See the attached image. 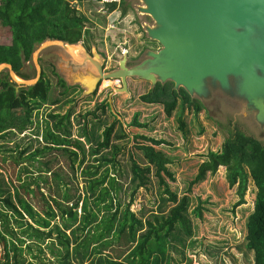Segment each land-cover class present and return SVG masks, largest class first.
I'll return each instance as SVG.
<instances>
[{"label": "trees", "instance_id": "trees-1", "mask_svg": "<svg viewBox=\"0 0 264 264\" xmlns=\"http://www.w3.org/2000/svg\"><path fill=\"white\" fill-rule=\"evenodd\" d=\"M93 1L96 0H0V14L6 18L12 35L10 44H0V64L11 63L19 76L33 77L35 71L28 74L22 70L26 62L33 60V52L42 42L61 39L77 43L84 35H93L85 29L89 19L76 9L75 4ZM106 4L109 10L117 5L116 2ZM123 13H126V7ZM43 80L38 81L43 84L42 100L36 97L40 95L38 91H29L31 93L28 94L38 98L39 106L47 102L55 104L58 98L51 91L49 82L44 84ZM23 90H16V83L11 80L8 70L0 73V134L16 129L23 131L32 123L34 102L31 104L30 99L19 94ZM140 98L145 103L161 105L168 117L177 113L179 128L184 134L188 132L185 112L190 111L197 117L202 111L200 99L190 95L184 87L176 89L171 80L164 83L158 81ZM19 107L21 111L18 113L16 110ZM100 110L105 111L104 103H98L86 114H81L77 122L80 124L82 118L83 122L89 117L98 118ZM72 114L73 109L65 115L49 113L53 124L50 126L46 121L43 132L45 144L42 146L18 142L13 148L0 143V150L7 153L2 157L4 162H8L11 156L12 163H25L16 175V181L0 172V202L6 203L24 219L21 237L31 241L29 250H32L31 243L46 241L54 259L49 264H176L170 248H176L173 241L181 239L179 232L182 230L178 225L192 236L188 219L192 195L180 194L172 188V182L176 181V174L170 168L172 159L163 149L157 148L169 143L164 138L141 133L136 135L143 140L137 143L142 156L141 160L131 158L132 191L129 202L123 206L121 199L116 200L111 195V191L119 186L115 175L120 179V175L116 174V153L101 154L102 150L110 148L116 121L105 125L100 138L92 143L88 123L80 128L77 138H72ZM131 124L139 128L148 127L140 120V112L134 113ZM11 133L15 134L14 131ZM10 140L11 137L6 142ZM89 142L92 144L88 150L86 144ZM55 150L68 153L72 159V171L60 165V158L55 152L45 158L48 151ZM87 152L99 154L94 161L101 162L100 168L107 166L104 172L100 173L99 166L92 162L86 165L82 175H77L73 162L79 160L81 154L78 165L82 166ZM245 153L251 156L249 161L244 160ZM110 165L113 167L110 168ZM220 166L226 167L229 184H237V204L245 202L250 181L256 187L254 207L246 221L245 246L253 252L254 264H264V145L256 139L242 145L236 134L228 136L219 150L208 151L190 181V190ZM80 177L85 182L83 188L80 187ZM106 181L107 187L103 186ZM154 182L159 188L157 210L149 217L139 216L131 205L138 190L150 188ZM24 194L38 196L40 208ZM78 210H81L80 215ZM191 212L202 217V204H197ZM57 218L61 224L56 222ZM0 242L4 249V260L0 264H36V261L43 260L40 254L34 252L31 253L33 261H28L22 252L17 253L1 228ZM107 248L112 249L114 255L106 254ZM38 250L43 252L41 247Z\"/></svg>", "mask_w": 264, "mask_h": 264}, {"label": "rangeland", "instance_id": "rangeland-1", "mask_svg": "<svg viewBox=\"0 0 264 264\" xmlns=\"http://www.w3.org/2000/svg\"><path fill=\"white\" fill-rule=\"evenodd\" d=\"M119 1L116 0L114 2L119 3ZM126 1L128 2L126 13H122V5L114 13L108 10L106 3L113 2L102 3L101 0H96L92 3L75 2L76 9L80 13L85 14L89 19V24H86V27H91L92 31L96 33L97 38H104V40H95L91 44L90 50L93 56L96 55L100 59V63L102 61L105 62L104 58H106L108 70L106 74L119 70L122 59H128L129 64L127 65L129 68L139 66L144 62L148 63L154 59L152 50L148 49L141 52L138 45L142 38L141 35L144 32L148 35L147 26L154 25L155 19L149 13L140 11V8L145 6L143 0ZM120 13H122L121 16ZM135 17H138L139 21L144 23L143 29L139 28L137 24H131V19ZM105 26H107V30L104 28ZM11 40V28L6 18L0 14V44H10ZM78 44L84 47L83 41L78 42ZM151 44L155 47L158 45L154 40ZM163 47L164 45H161V49ZM67 51L62 45H52L43 49L39 54L40 65L42 66L41 60H52L56 65H59L57 66L58 71L62 70L67 80L72 83H81L77 80V75L79 74L86 72L97 73L96 66L92 61L79 63L71 58ZM102 51L105 53L104 56L101 54L103 53ZM88 53V50H82L78 58L84 60V57ZM4 70L9 71L7 68ZM22 71L28 74L35 71L33 77L23 78L20 76L23 79L34 78L37 73L34 61L30 60L26 62ZM46 77L51 81L50 87L54 88L55 79L50 71H47ZM40 79L43 78L40 77ZM146 80V78L136 75L127 77L129 83L128 89L124 87V84L119 89L114 88L118 92L117 95H113V92H111L112 86L106 87L108 83L112 84V80H105L101 83L98 90L100 94H94L93 91L89 93L86 85H83L84 96H78L77 104L75 103L76 107H73L75 106L73 104V106L68 108L70 102L66 100V103H63L59 107L50 108L46 106L44 110H41L42 105L39 106L37 103L39 101L37 99L42 100L40 96L44 94L41 90V85L43 87V84L37 82L31 85H20L19 90L20 88H24L25 90L19 92V94L24 98L30 99L31 104L34 102L32 105L34 106L32 123L23 131L17 129L11 130L15 134H12L11 131L1 133L0 143H4V145L8 144L13 148L16 147L18 142L22 144L24 142H31L34 147L44 145L43 132L46 121H48L50 126L53 124L49 116V113L52 112L65 115L67 110L73 109L71 117L73 120L72 138H77L80 128L88 123L92 143L97 142L100 138L105 125L116 121L114 134L110 141V148L102 150L101 154L116 153V174L120 175V179L115 175L119 186L117 185V189L111 191V195L116 200L121 199L124 206L129 202L132 191L130 188L131 158L134 157L137 160H141L142 156L141 151L137 148V143L143 140L137 138L136 135L141 133L156 138H164L169 144H162L157 148L163 149L172 159L170 168L176 174V181L172 182V188L180 194L190 193L192 195L191 208L188 214V219L191 222L192 236L187 235L183 228L178 225L180 230H182L179 232L181 239H175L173 244L176 245V248H170V253L176 264H254L253 252L245 246L246 221L248 215L253 210L256 198L254 183L252 181L249 182L245 194V202L237 204L239 200V195L236 192L237 184L234 186L229 184L226 176V167L220 166L215 173H208L205 180L193 185L190 190V181L193 179L199 164L205 159L208 151L219 150L228 136L236 134L242 145L247 144L253 139L259 140L264 145V123H261L256 118L257 110H250L249 108L252 106L248 105V101L238 99L233 93L241 92V79L230 75L229 88L223 87L219 82L213 83L211 80H208V84L204 82L205 87L206 85L208 87L207 90L201 93H194V97L200 99L202 111L197 117L190 111L185 112V119L188 122V132L186 134L179 128L177 113L168 117L161 105L149 104L141 100V94L148 92L150 87L154 85L152 80L151 83H148ZM161 80L158 78L157 82H162ZM44 82L46 83L47 81L43 80ZM91 89L93 90L94 86ZM29 91H38L40 95L36 96L38 97L36 98L33 94H28ZM80 92H78V95H80ZM108 95L109 101L113 104L111 110L105 108V111L100 110L98 112V118L89 117L86 120L87 122H83L84 118H82L80 124L77 122L81 114H86L87 110L95 107L96 102ZM263 98V96L256 94L258 102L264 101ZM254 105L256 104L254 103ZM17 109L16 111L19 113L21 108ZM136 112H140V120L147 123L148 127L139 128L131 124L132 117ZM10 137L11 140L6 142ZM22 138L24 140H21ZM81 139L84 141L85 137H81ZM92 143L86 144L88 150ZM54 152L60 158V165L65 170L72 171V159L67 152L63 153L58 150L48 151L45 158ZM6 154L0 150V164H2L0 172L5 177L16 181V175L22 170L25 163H12L11 156L8 157V162H4L2 157ZM95 157H99V154L92 155L90 152H87L85 163L79 166L80 154L79 160L73 162L75 163L74 168L77 175H82V171L86 169V165L92 162H95L96 166H99L100 173L104 172L107 166L100 168L101 162L94 161ZM250 159L251 156L245 153L244 160L249 161ZM112 167L110 165V168ZM23 175L25 174L23 173ZM84 184V180L80 177V187L83 188ZM106 185H108V181L103 184V186ZM24 196L29 200L32 199L36 207L40 208L41 201L38 196L35 197L31 194L30 196L24 194ZM158 197L159 188L154 182L150 184V188L142 187L138 190L131 208L139 216L149 217L153 211L157 210ZM197 204H202V217H197L191 212ZM78 213L80 215L81 210H78ZM24 216L27 218L26 215ZM79 221L81 220L79 219ZM56 222L61 224L59 218L56 219ZM24 227L22 216L11 209L6 203L0 202V228L3 234L6 235L10 246L16 248L15 251L17 253L22 252L28 261L34 260V257L31 255L34 252L42 256L44 264L52 262L54 260L53 254L49 250L46 241L31 243L32 250H29V242L31 241L29 239L25 241L21 237ZM38 247H41L43 252H40ZM107 249L105 251L106 254L112 253L114 255L112 249ZM3 254V244L0 242V263L4 260ZM43 260L36 261L35 263L43 264Z\"/></svg>", "mask_w": 264, "mask_h": 264}, {"label": "water", "instance_id": "water-1", "mask_svg": "<svg viewBox=\"0 0 264 264\" xmlns=\"http://www.w3.org/2000/svg\"><path fill=\"white\" fill-rule=\"evenodd\" d=\"M143 1L145 6L140 11L155 19L154 25L147 26L148 36L164 47L152 50L154 59L136 67L129 68L126 59H122L121 68L105 76L122 77L126 89L129 76L144 77L154 84L158 78L162 82L171 80L176 89L184 87L195 96L194 93L207 90L204 82L208 84V80L229 88V76L234 75L241 79V92H233L234 95L248 101L252 106L249 109L257 110L256 118L264 123V101L256 100V94L264 97V0ZM68 44L71 43L61 39H47L38 45L33 52L37 73L32 79H16L17 74L8 62L0 64V73L5 68L9 69L17 91L20 85L35 84L42 72L40 52L52 45H62L67 49ZM174 53L185 60L179 64L183 69L176 70L179 79L176 74L160 75L156 71L161 66L170 67L175 60ZM77 80L86 85L89 93L93 91L91 81Z\"/></svg>", "mask_w": 264, "mask_h": 264}, {"label": "flooded vegetation", "instance_id": "flooded-vegetation-1", "mask_svg": "<svg viewBox=\"0 0 264 264\" xmlns=\"http://www.w3.org/2000/svg\"><path fill=\"white\" fill-rule=\"evenodd\" d=\"M123 0H120L119 1V3H117V5L115 6V8H113L112 10H110V11H113V13L118 9V7H120L121 5H122V7H123V9L121 8V11H122V13H123V10H124V7H127V5H128V2L126 1V0H124V2H122ZM109 10V9H108ZM112 13V14H113ZM122 13H120V16H121V14ZM111 14V15H112ZM118 22V21H117ZM131 24L132 25H135V24H137L138 26H139V28H142L143 29V26H144V23H141V21H139V19H138V17L136 18H132L131 19ZM107 25H108V22H107ZM87 28V30L89 29L90 31H91V33L93 34V35H91V34H86V35H84L83 36V38L80 40V41H83V43H84V47L83 46H81L82 47V49L79 51V54H81L82 53V50H84V51H89V53L88 54H86V56L84 57V60H80L78 57H75V56H73L70 52H68V54H69V56L71 57V58H73L75 61H77V62H79V63H81V62H88L89 60L90 61H92L93 63H94V65L96 66V70H97V73L96 74H94V73H92V72H86V73H82V74H79V75H77V77L78 78H81V79H83V80H87V81H91L90 79L91 78H95L96 79V81H95V84H94V89H93V93L94 94H100V93H98V90L100 89V86H101V83L103 82V81H105V80H112L113 82H112V84L111 83H108L107 84V86L106 87H110V86H112V88H111V92H113V95H117L118 94V92H116L115 90H114V88H117V89H119V88H121V87H123V79H122V77H116V78H107V76H105L106 75V72H108V70H107V67H106V58H104V61L105 62H101L100 63V61H98V62H96V61H94L93 59H94V57L96 56H93V54H92V52H91V50H90V48L92 47V43L96 40V41H98V39H101V40H104V38H97V35H96V33L95 32H93L92 31V28L91 27H86ZM85 28V29H86ZM106 30H107V26H105L104 27ZM138 28V29H139ZM141 40H140V43H139V48H140V51L141 52H143V51H146V50H148V49H150V50H155V51H157V50H159L160 48H161V45L159 44L158 46H156V47H154V45L153 44H151L152 43V39L144 32L142 35H141ZM80 41H78V42H80ZM155 41V40H154ZM64 42H66V41H64ZM78 42H77V44H78ZM66 43H70V42H66ZM71 44H76V43H71ZM58 46V45H57ZM141 47H143V49L141 50ZM103 53H101L102 54V56H104L105 55V53H104V51H102ZM88 55H89V57H88ZM100 57V56H99ZM99 59V58H98ZM100 60V59H99ZM91 63V62H90ZM120 63H121V61H120ZM41 64H42V76H41V78H43L44 80H46V81H48L49 82V85L51 86V81H50V79L48 78L47 79V77H46V73H47V71H50L51 72V74L53 75V77H54V79H55V87L54 88H51L50 87V89H52V92L57 96V98H58V102H56L55 104H49L48 102L47 103H43V105H42V109L41 110H44V107H46V106H49L50 108H56V107H59V106H61L63 103H66V100H69V107L68 108H70V106H73V104H77V98H78V96H81V95H83V91H84V88H83V85L84 84H81V83H72V82H70L69 80H67V78L64 76V74L62 73V70H59L58 71V69H57V66H59V65H56V63L55 62H53L52 60H50V59H44V60H41ZM127 64H129L128 63V59L126 60V65ZM128 66V65H127ZM99 67L101 68V71L99 70ZM83 69H85V68H83ZM76 75V74H75ZM101 75V76H100ZM130 77V76H129ZM148 83H151V81L150 80H146ZM128 85H129V83H128ZM104 86V87H105ZM151 88V87H150ZM79 91H81L80 92V95H78V92ZM110 92V93H111ZM90 93H92V91L90 92ZM84 96V95H83ZM109 95L107 96V97H105V98H102L101 100H99L98 102H96L95 104H98V103H104V105H105V108L106 109H109V110H111V106H113V104H112V102L111 101H109ZM114 102V101H113ZM72 104V105H71ZM76 104H75V106H73V107H76ZM51 111V110H50ZM68 111V110H67ZM66 111V112H67ZM57 113V112H56Z\"/></svg>", "mask_w": 264, "mask_h": 264}, {"label": "bare ground", "instance_id": "bare-ground-1", "mask_svg": "<svg viewBox=\"0 0 264 264\" xmlns=\"http://www.w3.org/2000/svg\"><path fill=\"white\" fill-rule=\"evenodd\" d=\"M146 7L148 8L149 5L147 4ZM66 47H67L68 52H70L75 57L79 56V51L82 49L81 45H79L77 43L76 44H68V45H66ZM176 47H179V44H177ZM174 58H175V60L170 63V67L161 66L160 68H158L156 70L157 73H159L160 75L176 74L177 78L179 79V73H177L176 70H182L183 69L179 66V64L185 62V60H181L178 53H174ZM93 60L96 62L99 61L97 56H95ZM170 68H172V71H168V69H170ZM187 68H189V67H187ZM16 79L21 80V77L17 75ZM90 80H91V85L94 86L96 79L91 78Z\"/></svg>", "mask_w": 264, "mask_h": 264}, {"label": "built area", "instance_id": "built-area-1", "mask_svg": "<svg viewBox=\"0 0 264 264\" xmlns=\"http://www.w3.org/2000/svg\"><path fill=\"white\" fill-rule=\"evenodd\" d=\"M101 1H102V3H104V2H114L116 0H101Z\"/></svg>", "mask_w": 264, "mask_h": 264}]
</instances>
